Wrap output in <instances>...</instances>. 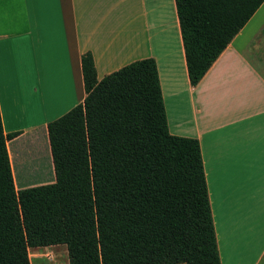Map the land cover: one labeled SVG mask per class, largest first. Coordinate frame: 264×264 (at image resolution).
<instances>
[{"label": "trees", "instance_id": "16d2710c", "mask_svg": "<svg viewBox=\"0 0 264 264\" xmlns=\"http://www.w3.org/2000/svg\"><path fill=\"white\" fill-rule=\"evenodd\" d=\"M264 0H176L196 85ZM48 124L56 180L18 189L0 111V264L65 244L70 264H222L200 142L172 134L153 57L97 77ZM21 182L24 177L18 176Z\"/></svg>", "mask_w": 264, "mask_h": 264}, {"label": "crops", "instance_id": "0c3cea01", "mask_svg": "<svg viewBox=\"0 0 264 264\" xmlns=\"http://www.w3.org/2000/svg\"><path fill=\"white\" fill-rule=\"evenodd\" d=\"M87 52L99 80L156 60L170 132L200 142L221 263L260 264L264 3L193 85L176 0H0V111L18 133L7 140L18 189L56 180L48 124L83 102Z\"/></svg>", "mask_w": 264, "mask_h": 264}, {"label": "rangeland", "instance_id": "374dc122", "mask_svg": "<svg viewBox=\"0 0 264 264\" xmlns=\"http://www.w3.org/2000/svg\"><path fill=\"white\" fill-rule=\"evenodd\" d=\"M260 13V12H259ZM260 14L254 18V20L249 24L258 25L261 20L257 19ZM26 176H24V181ZM30 184H35V182H27L26 186ZM61 252V253H60ZM31 264H70V258L68 254V249L65 244H54L42 247H32L30 248ZM260 264H264V258Z\"/></svg>", "mask_w": 264, "mask_h": 264}, {"label": "bare ground", "instance_id": "6f19581e", "mask_svg": "<svg viewBox=\"0 0 264 264\" xmlns=\"http://www.w3.org/2000/svg\"><path fill=\"white\" fill-rule=\"evenodd\" d=\"M61 253V252H60Z\"/></svg>", "mask_w": 264, "mask_h": 264}]
</instances>
